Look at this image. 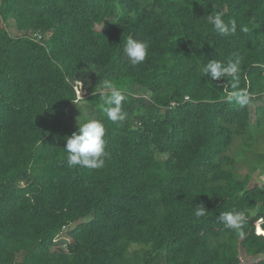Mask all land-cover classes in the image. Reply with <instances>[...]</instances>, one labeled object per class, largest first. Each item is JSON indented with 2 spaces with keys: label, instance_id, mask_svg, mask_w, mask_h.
<instances>
[{
  "label": "trees",
  "instance_id": "trees-1",
  "mask_svg": "<svg viewBox=\"0 0 264 264\" xmlns=\"http://www.w3.org/2000/svg\"><path fill=\"white\" fill-rule=\"evenodd\" d=\"M215 10L234 35L214 31ZM129 37L149 44L136 66ZM237 54V81L203 75ZM106 79L123 121L107 118ZM261 98L264 0H0V264H264V185H250L264 173ZM79 117L105 125L100 169L66 166ZM229 211L244 214L239 230L219 219ZM70 224L67 250H53Z\"/></svg>",
  "mask_w": 264,
  "mask_h": 264
},
{
  "label": "clouds",
  "instance_id": "clouds-1",
  "mask_svg": "<svg viewBox=\"0 0 264 264\" xmlns=\"http://www.w3.org/2000/svg\"><path fill=\"white\" fill-rule=\"evenodd\" d=\"M207 20L212 25L215 32L220 35H234L237 30L236 20L233 18L226 22L224 20L223 10H215L207 14ZM241 31L248 32L247 26H242ZM149 44L145 40L134 39L129 37L123 48V52L128 58L131 65L136 66L144 62L149 54ZM241 63V57L237 54L234 60H230L227 65L213 59L209 60L203 66L202 73L208 76L212 81H219L223 76L230 75L233 81L238 80V68ZM90 68V65H89ZM87 70V69H85ZM235 87V85H233ZM107 94L101 97L107 118L112 122L123 121L125 114L122 111V102L125 96L110 80H104L102 83ZM95 95V92L93 93ZM232 99L240 107H244L250 100L249 93L246 90H238L233 92ZM105 125L94 118L81 119L78 118V129L70 136L65 137L66 145L63 147L67 153L66 166L74 168L76 166L88 169H100L104 167L105 156ZM208 211L205 206L197 207L194 215L199 218ZM219 219L228 228L239 230L244 223V214L238 211L223 212ZM243 235V233H240ZM259 234V233H258Z\"/></svg>",
  "mask_w": 264,
  "mask_h": 264
},
{
  "label": "rangeland",
  "instance_id": "rangeland-1",
  "mask_svg": "<svg viewBox=\"0 0 264 264\" xmlns=\"http://www.w3.org/2000/svg\"><path fill=\"white\" fill-rule=\"evenodd\" d=\"M7 28L8 30L10 31V33L12 35H19L20 33H22V31H19L15 26H14V21H10L7 23ZM40 41L44 40L45 41V38H40L39 39ZM75 84H77V94L80 98H83L86 91L85 89L82 87V83L80 82H76ZM131 88V87H130ZM132 91H134L135 93L139 94V95H142V96H146V97H150L151 96V92L147 89H144V88H140L138 86H134L131 88ZM257 102H263L264 103V98L260 99V100H257ZM255 105L252 106V112H253V117L251 118V124H252V127L253 129L255 128L256 126V116H255ZM260 149H259V152L261 153H264V135H263V141H261V144H260ZM229 152V151H228ZM157 158L159 160H163L165 159V156L162 155V154H157ZM245 169V167H242L241 168V171H243ZM263 165H260L258 166V168L256 170H254V172L252 173L251 175V183L250 185H254V184H258V185H264V173H263ZM74 227V224H70L69 226L67 227H64L61 232L56 236L55 238V245H54V249L55 251H58L59 249H64V250H67V245L72 241L70 235H69V231L72 230ZM255 227H256V231L259 233L260 230H261V226L259 223H256L255 224ZM262 232V231H261ZM23 258V252L22 253H18L17 254V261H21Z\"/></svg>",
  "mask_w": 264,
  "mask_h": 264
},
{
  "label": "built area",
  "instance_id": "built-area-1",
  "mask_svg": "<svg viewBox=\"0 0 264 264\" xmlns=\"http://www.w3.org/2000/svg\"><path fill=\"white\" fill-rule=\"evenodd\" d=\"M37 35V34H36ZM38 36V39H40L41 38V36L40 35H37Z\"/></svg>",
  "mask_w": 264,
  "mask_h": 264
},
{
  "label": "bare ground",
  "instance_id": "bare-ground-1",
  "mask_svg": "<svg viewBox=\"0 0 264 264\" xmlns=\"http://www.w3.org/2000/svg\"><path fill=\"white\" fill-rule=\"evenodd\" d=\"M259 223V222H258ZM260 224V223H259ZM261 231V230H260ZM259 233H263V232H259Z\"/></svg>",
  "mask_w": 264,
  "mask_h": 264
}]
</instances>
